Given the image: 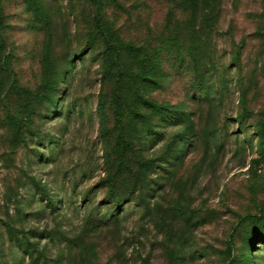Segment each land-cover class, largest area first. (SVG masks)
I'll list each match as a JSON object with an SVG mask.
<instances>
[{
	"label": "rangeland",
	"instance_id": "374dc122",
	"mask_svg": "<svg viewBox=\"0 0 264 264\" xmlns=\"http://www.w3.org/2000/svg\"><path fill=\"white\" fill-rule=\"evenodd\" d=\"M195 4L0 0V264H264V0Z\"/></svg>",
	"mask_w": 264,
	"mask_h": 264
},
{
	"label": "trees",
	"instance_id": "16d2710c",
	"mask_svg": "<svg viewBox=\"0 0 264 264\" xmlns=\"http://www.w3.org/2000/svg\"><path fill=\"white\" fill-rule=\"evenodd\" d=\"M195 0H178V9L179 10H185L187 9V7L189 8H193V6H195ZM95 20H96V25L98 27V30H99V33L100 35L102 36V40L104 41V44L107 48L109 49H112L115 47V43H116V40L114 39V36L111 32H109L107 30V21L104 20L102 14H99L97 16H95ZM177 37V36H176ZM128 44H126L123 48H127ZM166 47H169L168 45ZM141 53L139 52L137 56H140ZM159 108H161V119L162 120H165V121H172V123H181L183 122L184 120L179 117L178 115L177 116H172V115H169L167 112H166V109H167V106L164 107V105L162 106H159ZM152 123L149 122L147 123V128H146V131H145V134L148 135L147 139H149L150 141H154V139H156L157 136L161 135V132H159L158 130H154L152 128ZM179 141H184L183 139H179ZM178 152V151H176ZM167 161V160H166ZM113 191V189H111ZM115 200H117V198L114 196Z\"/></svg>",
	"mask_w": 264,
	"mask_h": 264
}]
</instances>
